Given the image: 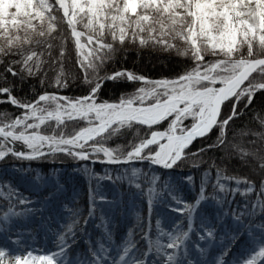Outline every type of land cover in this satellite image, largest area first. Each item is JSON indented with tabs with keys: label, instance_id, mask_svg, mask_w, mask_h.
I'll list each match as a JSON object with an SVG mask.
<instances>
[{
	"label": "snow or ice",
	"instance_id": "snow-or-ice-1",
	"mask_svg": "<svg viewBox=\"0 0 264 264\" xmlns=\"http://www.w3.org/2000/svg\"><path fill=\"white\" fill-rule=\"evenodd\" d=\"M130 50L137 59L144 51L175 54L180 70L158 79L122 67L106 71ZM36 79L44 91L35 94L31 85L30 98L15 94L27 93ZM70 80L82 85L80 95L61 94ZM108 82L139 86L101 100ZM258 94L264 97V0H0V103L18 110L0 112V264H149L153 249L151 264H264V130L246 133L253 137L247 145L228 135ZM255 118L264 129V117ZM114 140L124 142L112 147ZM208 152L214 155L205 160ZM65 159L89 180L85 225L100 206L91 181L112 180L115 171L116 180H127L147 196L149 215L157 181L168 177L162 191L174 203L161 202L172 213H186L187 231L177 226L166 233L157 221L160 236L153 242L146 233L148 251L138 255L131 229L113 246L102 216L101 241L93 244L89 237L87 250L70 256L69 249L79 247L75 228L81 213L61 200L67 191L58 180L62 169H52L46 179L31 166ZM96 164L111 167L99 177L89 167ZM185 165L201 174L194 204L176 191L185 185L195 190V176L181 173L184 183L172 182ZM237 168L247 174H229ZM13 180L26 183L29 194ZM37 211L41 226L60 218L56 230L48 225L55 250L28 243L31 231L22 221ZM197 219L196 235L204 243L193 242L191 253L188 241ZM64 220L71 222L65 226Z\"/></svg>",
	"mask_w": 264,
	"mask_h": 264
},
{
	"label": "rangeland",
	"instance_id": "rangeland-1",
	"mask_svg": "<svg viewBox=\"0 0 264 264\" xmlns=\"http://www.w3.org/2000/svg\"><path fill=\"white\" fill-rule=\"evenodd\" d=\"M138 83V82H137ZM93 172L97 173L99 177H103L105 172L108 171L109 167L101 164H96L95 166L89 165ZM137 168H141V166L137 165ZM143 171L147 172V166L142 168ZM163 171V170H160ZM114 174H111L113 179H93L91 181V188L96 193V200L98 206L95 212V216L89 219L87 225H85L84 221L88 218V206H89V180L88 178L81 172H65L60 173L58 180L59 183L64 185L67 189L66 193L61 196V200L63 203H68L70 207L78 208L80 211V216L78 218V224L76 225L75 231L77 232V239L79 241V247L77 245H73L71 249H69L70 256H76L77 254H83L87 250V245L84 244V240L90 237L91 242L93 244H98L102 237H104V227L101 221V217H104V222L107 223V228L111 232V242L113 246L116 244H121L129 234V230L132 231L131 239L136 243L137 247L140 249V253L148 251V241L144 239L145 234H149L151 240L154 242L158 236H160V232L157 230V221L160 222V230L163 232H171L177 226L182 228L184 231H187V219L186 213L181 215V213H172L169 211L167 207V203H174L170 196H168L167 192L162 191L164 187V181H157V192L158 195L156 197V202L153 204V210L151 215H149V207H148V199L147 196L142 194H137L138 190L135 186H129L127 180L123 182L115 179L116 172L113 171ZM123 174V172H121ZM130 175V173H129ZM44 178L52 177V172L49 174H41ZM34 178V177H33ZM138 182L146 189L147 185L144 183L143 176ZM4 179H10L9 177H5ZM56 178H53V182H55ZM168 179V178H167ZM166 179V180H167ZM172 182L174 185L183 184V181L179 179L172 178ZM196 182V189L192 190L188 186H184L179 188L176 191V195L180 196L182 199L187 201L188 204H194L196 201V196L199 191L200 180ZM13 184L16 187H19L20 191L24 195H28L30 188L29 186L18 180H13ZM49 188L51 185L48 186ZM43 195H47V190L41 189ZM208 191H211L209 188ZM103 196L105 198L104 201L100 200V197ZM42 198V197H41ZM32 200H37L38 197L36 195L31 196ZM229 200L232 199L231 196L228 197ZM236 201L243 202L244 197L239 194L236 195ZM252 199H255L252 196ZM167 201V203L161 202ZM37 208L40 207L39 204L36 205ZM63 207V204H61ZM203 207V205L201 206ZM235 207V205H233ZM23 206H17V211L22 210ZM227 209V205L225 207ZM201 214H206L201 213ZM45 217L49 215V212L46 210L44 213ZM213 215L215 213L213 212ZM57 222L53 223L52 221H48V225L51 226V230L54 231L59 227L60 218L57 217ZM27 223L28 230L31 231V237L28 239L29 244H33L37 249H45L42 245L36 246L35 243H39L42 241L44 244L46 237L43 236L46 233H51L48 230V225L41 226L40 223V212L37 211L35 216H33L28 221H22ZM70 220H64L63 223L67 226L70 223ZM256 222L259 221L256 219ZM226 223H231V217L229 216L226 220ZM97 225H101V227H97ZM200 227L199 219L195 220L193 223V230L190 233V239L188 241L190 246V252L195 253V244L193 242H199L203 244L204 242L199 241V237L196 235V230ZM86 228V232H81L82 229ZM61 231H66V227L61 229ZM40 235V238H39ZM221 233L218 231L217 237L219 238ZM43 239V240H41ZM162 242L167 241L166 236L160 237ZM218 242V241H217ZM52 246L46 249L55 250V244L51 239ZM170 251V250H169ZM198 255V254H197ZM155 251L153 249L152 255L149 260V264H151V259H155Z\"/></svg>",
	"mask_w": 264,
	"mask_h": 264
},
{
	"label": "trees",
	"instance_id": "trees-1",
	"mask_svg": "<svg viewBox=\"0 0 264 264\" xmlns=\"http://www.w3.org/2000/svg\"><path fill=\"white\" fill-rule=\"evenodd\" d=\"M181 59L179 57H176L175 54H172L171 57L167 53H156V52H150V51H144L140 58L137 59V54L135 50H130L127 53V59H124L123 56H121L115 63V65H109L106 71H113L114 68H126L131 71L136 72L138 75H143L149 78L158 79L161 76H172L174 75V70L178 71L180 70L173 61ZM49 79L52 77L53 73L49 72ZM31 85H34L37 93L42 92L45 90V88H41L39 79H36L34 81L30 82L29 85V91L27 93L20 92L19 90L16 91V95L18 96H25L27 95L29 98L34 95V93L31 91ZM82 85H79V81L76 83H73L71 80L69 81V87L62 90L61 94L68 95V96H77L80 95V87ZM139 86L138 83H127L124 82L120 84L119 86L114 85L112 82H108L104 85V87L101 90L100 99H115L118 98L121 92H132L135 87ZM49 92L55 91L54 88H47L46 89ZM243 107V105H241ZM0 112H7L9 115L18 114V110L13 108L11 105L0 103ZM264 117V97H261L259 94L257 95L255 101L253 102L252 106L247 110V113L242 115L236 123L232 126V128L229 130L228 135L229 138L232 139L235 138L237 143H240L242 145H247L248 141L252 139L250 135H246V133H251L254 131H261L264 129H260L258 119L255 117ZM71 131V127L68 129ZM215 136L213 135V139ZM124 141L122 140H114L110 142V146L115 147L117 144H121ZM199 143L195 145V147H201ZM195 148H193V151ZM214 154L212 152H208L204 159L207 160L209 157H212ZM217 157L221 155L220 153L215 154ZM83 164V162H80ZM141 168H145L146 165H140ZM136 165V167H137ZM24 166H28V162H24ZM32 168L34 170H38L40 174H49L52 172V169L59 168L62 169L61 173L70 172L73 168L78 167V165L71 161L65 159L63 163L57 161L53 163L51 160L46 161H35L32 162ZM202 167H206L202 166ZM121 172H123V169H121ZM163 172V171H161ZM130 173V172H129ZM183 174L191 173L195 176L196 180H200L201 174L198 173L195 169H191L189 165H185L183 169H176L175 175L172 178L179 179V176ZM111 174H114L113 172ZM122 174V173H121ZM229 174H239V175H246L247 173H242L239 168L235 170V172H230ZM35 176V172H33V177ZM116 177V175H113ZM168 177L161 175V180H166ZM241 188H243V185H241ZM253 197L255 198V195L253 194ZM3 201H0L2 203ZM226 207V205H225ZM256 219L259 221L260 217L257 216Z\"/></svg>",
	"mask_w": 264,
	"mask_h": 264
},
{
	"label": "bare ground",
	"instance_id": "bare-ground-1",
	"mask_svg": "<svg viewBox=\"0 0 264 264\" xmlns=\"http://www.w3.org/2000/svg\"><path fill=\"white\" fill-rule=\"evenodd\" d=\"M44 237H46V240L44 241L45 243L44 244H42L43 242L41 241L40 243L41 244H39V243H35V245L36 246H40V245H42L45 249L46 248H49L50 246H52L50 243H51V233H47V235L46 234H44V236H43V239H44ZM39 238H40V235H39ZM43 239H41V240H43Z\"/></svg>",
	"mask_w": 264,
	"mask_h": 264
},
{
	"label": "water",
	"instance_id": "water-1",
	"mask_svg": "<svg viewBox=\"0 0 264 264\" xmlns=\"http://www.w3.org/2000/svg\"><path fill=\"white\" fill-rule=\"evenodd\" d=\"M83 163H86V162H83Z\"/></svg>",
	"mask_w": 264,
	"mask_h": 264
}]
</instances>
